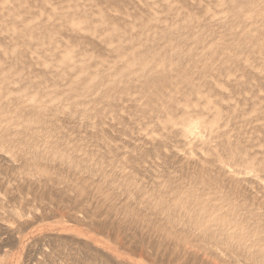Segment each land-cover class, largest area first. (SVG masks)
Returning <instances> with one entry per match:
<instances>
[{
    "label": "rangeland",
    "instance_id": "rangeland-1",
    "mask_svg": "<svg viewBox=\"0 0 264 264\" xmlns=\"http://www.w3.org/2000/svg\"><path fill=\"white\" fill-rule=\"evenodd\" d=\"M0 264H264V0H0Z\"/></svg>",
    "mask_w": 264,
    "mask_h": 264
},
{
    "label": "bare ground",
    "instance_id": "bare-ground-1",
    "mask_svg": "<svg viewBox=\"0 0 264 264\" xmlns=\"http://www.w3.org/2000/svg\"><path fill=\"white\" fill-rule=\"evenodd\" d=\"M133 60V59H132ZM143 64V63H142ZM143 68V66H141ZM188 132V131H187Z\"/></svg>",
    "mask_w": 264,
    "mask_h": 264
}]
</instances>
